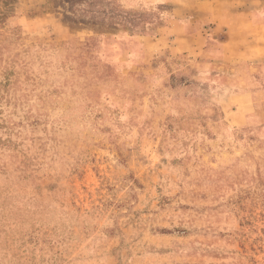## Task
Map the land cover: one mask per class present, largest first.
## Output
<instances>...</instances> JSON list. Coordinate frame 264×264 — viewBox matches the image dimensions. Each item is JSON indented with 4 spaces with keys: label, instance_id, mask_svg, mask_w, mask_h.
I'll list each match as a JSON object with an SVG mask.
<instances>
[{
    "label": "rangeland",
    "instance_id": "obj_1",
    "mask_svg": "<svg viewBox=\"0 0 264 264\" xmlns=\"http://www.w3.org/2000/svg\"><path fill=\"white\" fill-rule=\"evenodd\" d=\"M0 264H264V0H0Z\"/></svg>",
    "mask_w": 264,
    "mask_h": 264
}]
</instances>
